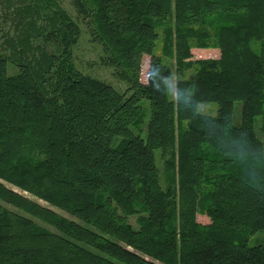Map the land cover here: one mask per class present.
<instances>
[{
	"label": "trees",
	"instance_id": "trees-1",
	"mask_svg": "<svg viewBox=\"0 0 264 264\" xmlns=\"http://www.w3.org/2000/svg\"><path fill=\"white\" fill-rule=\"evenodd\" d=\"M72 2L130 95L78 71L81 31L55 0H8L22 32L0 46V264H264L248 246L264 164L220 139L264 149V0ZM157 69L193 70L176 85L216 113L145 86Z\"/></svg>",
	"mask_w": 264,
	"mask_h": 264
},
{
	"label": "rangeland",
	"instance_id": "rangeland-1",
	"mask_svg": "<svg viewBox=\"0 0 264 264\" xmlns=\"http://www.w3.org/2000/svg\"><path fill=\"white\" fill-rule=\"evenodd\" d=\"M18 0H11V3H17ZM58 5L70 16L74 22L79 26L81 34L77 45L73 48V62L75 67L83 75L88 76L92 79L104 82L121 94L128 93L129 85L125 78L127 74L124 69L112 65L109 62L110 55L106 52L105 48L98 42L94 40L92 35L93 24L88 18L79 15L73 5L72 0H55ZM10 3V2H9ZM8 0H0V46L5 42V36H19L22 32V27L17 26L18 20L15 16V8L10 7ZM37 26H43L44 23L41 21H36ZM43 46L47 51L52 48L49 46H44L43 43L34 41V45L38 44ZM258 50V48H255ZM157 54H160V47L157 48ZM211 54V53H210ZM218 55L213 53L208 55V58H216ZM201 55L195 54L194 58L198 59ZM9 74H14V69L9 68ZM194 74L193 70H187L184 73L178 74L174 72V82L176 84L179 80L189 79ZM208 111L204 114L214 115L217 110L215 104L206 105ZM237 121L238 117H237ZM256 132H260V123L256 121ZM260 134V133H259ZM261 138V136H260ZM262 139V138H261ZM159 167H162V162H159ZM134 218H130L129 222L134 224ZM262 245L264 246V232H258L251 236L248 240L249 247H255Z\"/></svg>",
	"mask_w": 264,
	"mask_h": 264
},
{
	"label": "clouds",
	"instance_id": "clouds-1",
	"mask_svg": "<svg viewBox=\"0 0 264 264\" xmlns=\"http://www.w3.org/2000/svg\"><path fill=\"white\" fill-rule=\"evenodd\" d=\"M175 78L170 76H163L157 69L154 74L152 72L151 78H143L142 83L147 86L151 83L156 91H161L172 97L179 104L187 106L191 109L194 115H202L208 111L207 106L196 98L195 89L192 87H178ZM221 146L226 147L229 152L236 157L244 160L251 159L254 164H264V149H253L248 144L246 138L241 134L240 136L225 137L222 133L220 136Z\"/></svg>",
	"mask_w": 264,
	"mask_h": 264
}]
</instances>
